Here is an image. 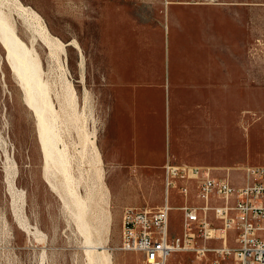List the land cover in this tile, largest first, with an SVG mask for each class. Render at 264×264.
<instances>
[{
    "label": "rangeland",
    "instance_id": "obj_1",
    "mask_svg": "<svg viewBox=\"0 0 264 264\" xmlns=\"http://www.w3.org/2000/svg\"><path fill=\"white\" fill-rule=\"evenodd\" d=\"M0 11L38 54L111 264H145L119 249L122 216L162 205L167 160L234 177L264 166V0H0ZM14 73L0 39V264H92Z\"/></svg>",
    "mask_w": 264,
    "mask_h": 264
},
{
    "label": "built area",
    "instance_id": "obj_2",
    "mask_svg": "<svg viewBox=\"0 0 264 264\" xmlns=\"http://www.w3.org/2000/svg\"><path fill=\"white\" fill-rule=\"evenodd\" d=\"M164 203L130 207L122 216L120 250L139 253L145 264H264V166L228 170L175 164L164 166ZM184 199L170 203L171 194ZM178 210L181 233H171Z\"/></svg>",
    "mask_w": 264,
    "mask_h": 264
},
{
    "label": "bare ground",
    "instance_id": "obj_3",
    "mask_svg": "<svg viewBox=\"0 0 264 264\" xmlns=\"http://www.w3.org/2000/svg\"><path fill=\"white\" fill-rule=\"evenodd\" d=\"M45 29L43 28L42 30ZM43 36L45 39L48 38L47 34ZM0 39L2 44L7 50L8 59L13 67V70L15 72L14 74H17L16 77L19 78L20 83L23 89L25 90L26 101L28 105L34 109L37 116V123H38L37 128L39 130V137L43 147L42 149L43 156L46 162L45 164L46 174L45 172L44 174L47 175L48 178L50 179L54 178L57 180H58V176H62V179H60L61 180L60 183H62L63 189L61 188V185L60 188L65 191L66 200L71 203V206L74 207L76 211L75 216L77 217L78 220L79 229L86 234L85 236L87 242L90 244V248H91L90 250L87 251L88 254L92 256L91 258H93L92 261L94 263L92 264H111L110 254L106 253V250H104L103 252L99 251L98 249L100 248V246L98 244L100 243L99 242L96 243L91 239L92 238L90 232L91 221L89 224V220H88V214L91 212L90 199H89L90 195L85 196L80 193L78 189L79 181L76 180V178L72 175L71 172V160L67 155L66 150L61 149L59 147L61 136L58 133V129L56 125L59 115L57 114L55 106L51 100L49 85L43 79L42 66L38 54L36 53L33 47L27 46L20 39V37L17 35L15 26L12 24V22L9 21V19L1 11H0ZM51 175H54L57 178L55 177L51 178ZM51 184L52 186L51 185L50 186L53 187L55 182L54 184L53 183ZM54 190L55 188L53 187V191ZM88 191H90V189Z\"/></svg>",
    "mask_w": 264,
    "mask_h": 264
},
{
    "label": "crops",
    "instance_id": "obj_4",
    "mask_svg": "<svg viewBox=\"0 0 264 264\" xmlns=\"http://www.w3.org/2000/svg\"><path fill=\"white\" fill-rule=\"evenodd\" d=\"M143 130H144V129H143ZM145 130H146V129H145ZM167 161H169V160H167ZM167 161H166V162H167ZM166 162H165V163H166ZM165 163H164V164H165ZM164 164L161 166L162 169H163ZM142 165H143V164H142ZM142 170H143V169H142ZM163 181H164V180H163ZM164 195H165V190H164V193H163V202H162V204L164 203ZM172 198H174V200L176 201V203H172ZM183 202H184V199H183L181 196H178V195L175 194V193H172V194H171L170 203H171L174 207H178V206L182 205ZM138 208H141V207H138ZM144 208H148V207H144ZM171 233H172V235H179V234L181 233V229H180L179 233L174 234V233L172 232V226H171Z\"/></svg>",
    "mask_w": 264,
    "mask_h": 264
}]
</instances>
